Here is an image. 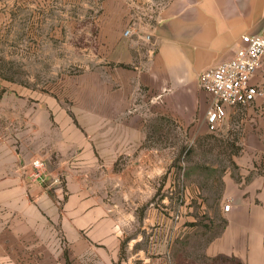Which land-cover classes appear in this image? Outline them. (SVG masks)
<instances>
[{
	"label": "crops",
	"instance_id": "0c3cea01",
	"mask_svg": "<svg viewBox=\"0 0 264 264\" xmlns=\"http://www.w3.org/2000/svg\"><path fill=\"white\" fill-rule=\"evenodd\" d=\"M263 29L264 0H168L154 23L141 26L146 35L116 36L112 57L128 73L112 87L100 82L97 99L84 102L80 118L56 100L37 102L20 146L0 145L5 161L0 263L173 264L172 227L154 230L143 224L138 228L146 234L131 236L128 229L134 226L118 222L122 208L111 200L152 199L155 163L144 146L145 123L153 116L183 125L206 121L214 100L200 87L199 75L230 60L243 46V36ZM252 83L264 89V57ZM138 89L146 91L151 111L137 105ZM51 106L59 110L52 112ZM238 109L227 107L226 119ZM248 112L255 123L245 125L236 160L239 180L225 178L224 200L232 204L224 213L228 224L209 255L264 264V173L258 158L264 154V97ZM121 156L128 157L125 170L117 169ZM34 159L45 160L49 176L61 175L62 184H30Z\"/></svg>",
	"mask_w": 264,
	"mask_h": 264
},
{
	"label": "rangeland",
	"instance_id": "374dc122",
	"mask_svg": "<svg viewBox=\"0 0 264 264\" xmlns=\"http://www.w3.org/2000/svg\"><path fill=\"white\" fill-rule=\"evenodd\" d=\"M1 1L0 145L15 148L20 146V135L31 127L37 102L56 100L59 107L80 118L84 102L97 99L100 82L115 86L128 69L113 60L114 39L126 29L146 35L141 26L154 23L159 9L168 2ZM130 90L127 88L128 95ZM136 98L138 106L151 111L144 89L137 90ZM51 107L52 112L59 110ZM248 108H239L215 132L209 130L207 120L183 125L173 118H149L144 146L152 150L155 163L153 197L111 200L122 208V215H116L118 222L134 226L128 229L129 235H145L138 228L143 224L154 230L170 225L173 264H243L236 257L211 256L209 248L228 224L225 178L240 177L236 160L242 154L245 125L255 123ZM258 156L263 172L264 154ZM3 163L0 153V167ZM127 165L128 157L121 156L117 169L125 170Z\"/></svg>",
	"mask_w": 264,
	"mask_h": 264
},
{
	"label": "built area",
	"instance_id": "2783aa9c",
	"mask_svg": "<svg viewBox=\"0 0 264 264\" xmlns=\"http://www.w3.org/2000/svg\"><path fill=\"white\" fill-rule=\"evenodd\" d=\"M132 30L126 29L124 36H131ZM243 46L234 56L212 69L199 75L200 87L213 97V104L207 114V124L215 132L227 118V107L242 108L252 105L257 98L264 97V89L252 83L264 57V29L257 35H245ZM30 184L41 183L49 187L62 184V176L50 177L47 164L43 159H34L28 173ZM232 208L231 203L224 205V211Z\"/></svg>",
	"mask_w": 264,
	"mask_h": 264
},
{
	"label": "trees",
	"instance_id": "16d2710c",
	"mask_svg": "<svg viewBox=\"0 0 264 264\" xmlns=\"http://www.w3.org/2000/svg\"><path fill=\"white\" fill-rule=\"evenodd\" d=\"M241 152H242V149H241ZM261 168V167H260ZM262 174L264 173V171L263 172H261Z\"/></svg>",
	"mask_w": 264,
	"mask_h": 264
}]
</instances>
